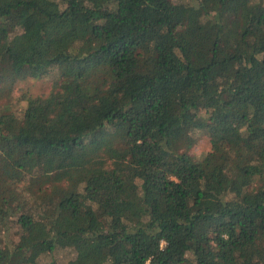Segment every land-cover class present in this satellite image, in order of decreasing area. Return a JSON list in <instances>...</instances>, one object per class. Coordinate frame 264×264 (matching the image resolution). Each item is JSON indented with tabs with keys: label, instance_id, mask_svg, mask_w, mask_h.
<instances>
[{
	"label": "trees",
	"instance_id": "obj_1",
	"mask_svg": "<svg viewBox=\"0 0 264 264\" xmlns=\"http://www.w3.org/2000/svg\"><path fill=\"white\" fill-rule=\"evenodd\" d=\"M58 249L264 264V0H0V264Z\"/></svg>",
	"mask_w": 264,
	"mask_h": 264
},
{
	"label": "rangeland",
	"instance_id": "obj_2",
	"mask_svg": "<svg viewBox=\"0 0 264 264\" xmlns=\"http://www.w3.org/2000/svg\"><path fill=\"white\" fill-rule=\"evenodd\" d=\"M57 73H54L53 78L52 77H46V78H27L26 80H23L18 83L17 85V91L16 95L20 96L23 91H30L35 96H43V97H53L51 95V91L53 88V81L56 78ZM50 100H48L49 102ZM24 104V102H23ZM18 107V106H16ZM211 149V143L207 136H200L198 137V140L194 144V146L191 148V153L194 155L200 157L206 152H208ZM12 230H10L9 239H12ZM73 252L69 249H58L55 253L52 255H46L43 257V260L46 263L51 262L52 260H56L58 264H64V261H68L70 257H72Z\"/></svg>",
	"mask_w": 264,
	"mask_h": 264
}]
</instances>
